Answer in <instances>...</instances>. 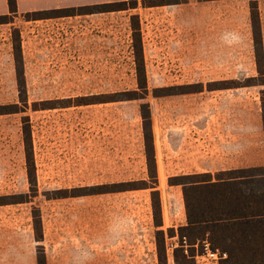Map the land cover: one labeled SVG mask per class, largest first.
Listing matches in <instances>:
<instances>
[{"label": "rangeland", "instance_id": "obj_1", "mask_svg": "<svg viewBox=\"0 0 264 264\" xmlns=\"http://www.w3.org/2000/svg\"><path fill=\"white\" fill-rule=\"evenodd\" d=\"M253 1L264 51V0H137L136 9L106 19L66 20L59 26L17 18L2 28L0 107L17 105L22 112L0 116V197L27 202L0 207V258L29 254L26 235L32 230L34 211L42 221L45 198L96 194L98 264H183L175 260V252L172 259L167 256L165 241L161 261L157 247L155 256L143 260L122 259L110 252L112 245L138 243L142 238L136 231L126 232L127 225L114 223L107 214L111 202H121L127 194L104 191L148 181L140 116L141 106L147 105L165 226L173 216L176 228L167 232L176 230L174 235L180 236L182 216L175 209L182 207V188L170 189L169 179L201 173L203 128L209 112L215 122L220 113L224 116L228 109H245L252 103L262 115L264 86L209 92L244 85L258 76L250 21ZM159 3L168 5L152 6ZM102 21L108 28L99 31L96 26ZM137 25L148 91L144 96L136 77L132 27ZM185 86L202 92L153 96L156 89L174 88L172 92L179 93L185 91L179 87ZM131 92L144 98L98 103L121 100L118 95ZM24 118L32 140L36 193L26 173ZM136 196L142 205L145 199L151 201L149 190ZM13 232L19 233V240L10 236ZM118 252L123 254V248ZM194 253L189 250V256Z\"/></svg>", "mask_w": 264, "mask_h": 264}, {"label": "trees", "instance_id": "obj_2", "mask_svg": "<svg viewBox=\"0 0 264 264\" xmlns=\"http://www.w3.org/2000/svg\"><path fill=\"white\" fill-rule=\"evenodd\" d=\"M7 1L10 16H0V25L12 23V14L16 13V0ZM165 5L168 4L159 3L158 5L152 6ZM136 7L137 0H128L126 3L102 5L93 8L71 9L62 11L58 14H63V16L69 17L77 14L87 15L94 13L119 12L128 9H136ZM250 9L254 57L258 76L248 79V83L244 85L238 84L230 87H218L210 89L209 91L264 86V51L262 46L261 27L255 1L251 3ZM54 14L56 13H36L31 16L27 15L25 19L27 21H29L30 18L33 20L50 19ZM133 18L135 17H132V19ZM132 31L135 44L137 85L144 96L148 95V91L138 25L132 27ZM16 59L20 61V49H18ZM179 88H185V91L177 93L172 92V90H175L174 88L156 89L153 92V96L162 97L202 92L201 90L190 91V86ZM118 96H121L122 99H113L98 103L138 100L144 98L138 97L136 92L122 93V95ZM22 102L27 106L26 100ZM92 104H96V102ZM82 105L90 104H79L78 106ZM148 108L147 105H142L140 109L148 181L128 183L129 185L126 186L113 185L112 190L104 192L149 190L154 226L156 228H161L162 218L160 193L157 190V165L154 151L152 123ZM261 109L264 132V100H262ZM33 110L37 111L36 108H33ZM20 112L22 111H20V108L17 105L0 107V116L17 114ZM24 119L25 122L23 123L22 134L26 173L30 189L33 193H36L32 140L28 119ZM212 178L213 177L209 174H194L178 176L170 179V186H180L182 188L187 225L179 228L180 237H185L183 235L186 234L190 245L207 240L212 249L227 253L228 258L219 264H264V168L219 173L214 176L215 181H213ZM13 198L15 197H0V207L27 202L22 200L16 201L13 200ZM32 217L35 239L40 243L42 241L40 213L34 211ZM173 235L174 232L172 233L170 230L167 232L168 237H173ZM155 238L158 259L161 261L164 253L165 232L161 230L156 231ZM174 257L178 263L195 264L194 260L183 255L180 249L175 251ZM37 263L46 264L44 249L42 246L37 247Z\"/></svg>", "mask_w": 264, "mask_h": 264}, {"label": "crops", "instance_id": "obj_3", "mask_svg": "<svg viewBox=\"0 0 264 264\" xmlns=\"http://www.w3.org/2000/svg\"><path fill=\"white\" fill-rule=\"evenodd\" d=\"M128 0H16V13L12 14L13 19H25L27 15L36 13H56L50 19L24 20L28 24L53 23L62 26L61 22L89 20L93 18H103L109 14L125 13L106 12L87 15H74L65 17L62 11L80 8H93L102 5L126 3ZM0 16H10L7 0H0ZM93 21H97L94 19ZM104 21L98 22L97 29L104 30L107 26ZM86 23V21L84 22ZM0 25V32L4 26ZM108 28V27H107ZM75 30V28L73 29ZM3 32V31H2ZM263 46V42H262ZM234 90V89H231ZM237 90V89H235ZM229 91V90H225ZM211 92V91H209ZM234 107L228 109L224 116L219 114V118L212 122L211 113L208 114L207 123L203 128L202 146V171L194 174H209L215 181L214 176L219 173L264 168V132L262 125V115L255 104L244 107ZM216 117V116H215ZM214 117V118H215ZM155 151V147H154ZM156 159V158H155ZM157 165V162H156ZM185 176V175H184ZM174 178V177H171ZM157 180L159 177L157 174ZM170 180V179H169ZM169 188H174L169 186ZM137 192L126 191L123 201H112L108 216L114 223H124L126 232L136 231L139 238L138 243L132 240L123 245H112L114 255L120 254L122 259H129L130 256H138L140 260L156 255V243L154 233L156 231L165 232V242L167 240L168 228H176L173 224L175 220H167L169 226H165V212L161 206L162 227L154 226L152 207L150 199L144 200V205L138 200ZM122 193V192H121ZM107 194V193H105ZM111 194V193H110ZM62 199V200H59ZM161 199V193H160ZM171 210V202H170ZM168 208V207H167ZM41 218L42 241L39 243L35 239V232L32 223V230H28L26 235L30 241V251L28 255L16 256V258H0V264H38L37 247L44 249L46 264H98L99 260V223H100V201L96 194L71 195L61 198H45ZM176 210V211H175ZM174 211L181 215L180 227H185L186 215L184 202L182 207H176ZM174 214V212H173ZM1 230V229H0ZM176 232V230L174 231ZM131 235L128 233V236ZM0 232V237H1ZM12 238L19 240V233L13 232ZM123 248V254L118 252V248ZM126 257V258H125Z\"/></svg>", "mask_w": 264, "mask_h": 264}, {"label": "built area", "instance_id": "obj_4", "mask_svg": "<svg viewBox=\"0 0 264 264\" xmlns=\"http://www.w3.org/2000/svg\"><path fill=\"white\" fill-rule=\"evenodd\" d=\"M165 249L171 259L175 250L180 249L187 258L194 260L195 264H219L228 258L227 253L212 249L207 240L190 245L186 237H180L178 234L167 238ZM190 249L194 250V255L189 256Z\"/></svg>", "mask_w": 264, "mask_h": 264}]
</instances>
